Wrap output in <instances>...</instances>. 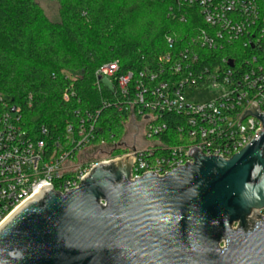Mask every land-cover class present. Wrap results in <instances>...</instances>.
I'll return each mask as SVG.
<instances>
[{
    "label": "built area",
    "instance_id": "1",
    "mask_svg": "<svg viewBox=\"0 0 264 264\" xmlns=\"http://www.w3.org/2000/svg\"><path fill=\"white\" fill-rule=\"evenodd\" d=\"M177 1L197 7L203 26L193 23L196 31L186 39L166 37L171 52L160 57V69L120 74L113 62L96 72L99 87L115 98L104 108L126 115L133 143L124 136L118 143L101 138L99 110L74 111L76 122L60 136H51L45 126L30 131L20 110L13 112L9 99L0 97V225L44 190L78 189L98 165L136 154L132 180L151 173L164 177L193 163V150L230 159L258 137L262 123L241 118L253 102L264 112V0ZM237 42L242 50L252 49L240 62L229 53L212 59L214 53L235 50ZM209 90L214 92L209 99L190 101ZM73 96L66 91L63 99ZM140 135L150 143L139 146Z\"/></svg>",
    "mask_w": 264,
    "mask_h": 264
},
{
    "label": "water",
    "instance_id": "2",
    "mask_svg": "<svg viewBox=\"0 0 264 264\" xmlns=\"http://www.w3.org/2000/svg\"><path fill=\"white\" fill-rule=\"evenodd\" d=\"M245 116L262 130L230 159L196 149L132 180L134 154L44 190L0 225V264H264V112L253 102Z\"/></svg>",
    "mask_w": 264,
    "mask_h": 264
},
{
    "label": "trees",
    "instance_id": "3",
    "mask_svg": "<svg viewBox=\"0 0 264 264\" xmlns=\"http://www.w3.org/2000/svg\"><path fill=\"white\" fill-rule=\"evenodd\" d=\"M56 1L58 22L47 18L38 0H0V97L20 110L28 130L45 126L51 136L76 122L74 111L99 110L101 138L118 143L127 117L118 108H104L115 98L99 87L97 70L113 62L120 74L160 69V57L171 52L166 37L192 36L203 26L199 10L177 0ZM239 45L212 59L229 53L240 62L252 49ZM66 91L74 93L67 102Z\"/></svg>",
    "mask_w": 264,
    "mask_h": 264
},
{
    "label": "rangeland",
    "instance_id": "4",
    "mask_svg": "<svg viewBox=\"0 0 264 264\" xmlns=\"http://www.w3.org/2000/svg\"><path fill=\"white\" fill-rule=\"evenodd\" d=\"M39 5L41 6V8L43 9L44 13L46 14L47 18L51 21V22H58L60 20V5L58 3V1L56 0H38ZM214 92L206 91L203 92L201 94L195 95L193 96L190 101H198V102H202L205 101L207 99H209ZM133 128L131 125L127 126V130L126 133L124 135V141H126L128 144L133 143ZM137 141L139 142L138 145H145V144H149V140H147V142L144 141V137L143 135H140L137 139Z\"/></svg>",
    "mask_w": 264,
    "mask_h": 264
}]
</instances>
